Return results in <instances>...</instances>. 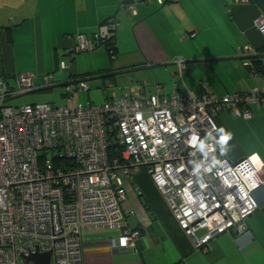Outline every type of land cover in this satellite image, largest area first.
I'll return each instance as SVG.
<instances>
[{"label":"built area","instance_id":"1","mask_svg":"<svg viewBox=\"0 0 264 264\" xmlns=\"http://www.w3.org/2000/svg\"><path fill=\"white\" fill-rule=\"evenodd\" d=\"M133 2L120 8L134 14ZM114 24L109 17L92 37L76 34L69 61L99 44L113 46ZM252 25L264 35L263 16L253 17ZM236 53L254 75L248 57L257 52L245 46ZM171 62L176 82L167 93L156 83L148 93L111 92L99 103L71 107L12 106L11 98L54 83L35 84L32 73L15 74L10 83L0 76V264H32L25 257L45 251L49 264H82V234L91 229L115 231L111 249H133L138 231L123 211V179L132 182L139 169L194 246L208 250L218 235L245 231L264 183L248 158L221 154L215 117L222 111L249 117V104L264 105V86L216 96L199 81V92L189 91L181 80L185 60ZM57 67L70 71L63 61ZM71 75L62 83L66 101L88 90L92 77Z\"/></svg>","mask_w":264,"mask_h":264},{"label":"crops","instance_id":"2","mask_svg":"<svg viewBox=\"0 0 264 264\" xmlns=\"http://www.w3.org/2000/svg\"><path fill=\"white\" fill-rule=\"evenodd\" d=\"M126 1L0 0V30L6 42L4 29L10 28L7 43L13 72L7 81H13L15 72L33 70L51 72L52 79L57 57L70 58L66 52L75 43L74 36L92 37L98 26L112 17L113 55L99 44L77 56L81 69L77 70L76 54L68 60V74L92 75L89 80L107 82L103 88L111 91L103 92V98L123 91L113 90L114 83L126 82L133 70L145 69L153 83L169 86V92L174 81L171 73L176 69L171 61L178 56L186 62L181 80L189 91L199 92V81L205 83V91L216 96L264 86V75H249L243 56L236 53V48L251 47L260 53L257 65L264 71V35L252 25L253 17H264V0H165L161 4L134 0V14L120 8ZM192 32L193 36H188ZM1 75L5 73L0 46ZM183 86L178 82V89ZM139 93L148 92L145 87L130 92ZM247 110V118L222 111L215 121L218 131L223 128L232 133L227 144L230 156L248 158L264 183V105L251 103ZM123 181L130 185L125 190L123 211L129 227L138 231L135 247L111 249L108 242L115 231L87 230L82 234V264H264L263 189L256 191L258 207L245 219V231L218 235L209 242L208 250H202L178 227L144 170L139 169L132 182Z\"/></svg>","mask_w":264,"mask_h":264},{"label":"rangeland","instance_id":"3","mask_svg":"<svg viewBox=\"0 0 264 264\" xmlns=\"http://www.w3.org/2000/svg\"><path fill=\"white\" fill-rule=\"evenodd\" d=\"M83 54V52H80L78 54L75 55V63H76V67L77 70H79V68L81 69V60L78 59L77 56ZM77 57V58H76ZM49 61L51 62V58L49 57ZM58 61H63L64 63H69L68 62V57L67 56H61L59 55L57 57ZM52 63V62H51ZM80 64V65H79ZM79 67V68H78ZM54 74H52L53 78L52 79H47V81H43L42 76H48L51 72H41V71H37V70H33V72H31L32 74H34L35 78H34V82L35 84L44 86L48 81H57L60 82L62 80L67 79L68 76V71L67 70H61V69H56L52 71ZM133 74L132 77L129 78L128 80H126V82L124 83H119L116 82L114 83V89H121L127 93L130 92H134L136 91V87H139V83H144V87L145 90L147 92L152 91L154 85L156 83H153L154 80L153 78H148L149 76L147 75L148 73L144 70H133ZM30 73V72H29ZM15 74H17L15 72ZM129 74V73H126ZM121 76H126V75H121ZM174 81H176L174 79ZM171 82V85H173V82ZM160 83V82H158ZM89 89L88 90H78V91H74L71 100L66 101V96L64 95L65 93V87L63 84H53L51 86H49V88L47 89H38L36 91H32V92H28V93H24L21 95H18L14 98H11L8 102L10 105L12 106H22L25 104H38V103H46L49 104L51 106H74L77 104L80 105H84L85 103L88 102H93V103H99L102 98L103 95L102 93L105 91H111V88H103V86H106L107 82L105 83H101L98 79H91L87 82ZM161 84V83H160ZM169 89V86L162 84V91L167 93ZM125 186V190H127V188L130 186L128 184V182L126 181L124 183ZM124 203V202H123ZM123 207V204H122Z\"/></svg>","mask_w":264,"mask_h":264},{"label":"water","instance_id":"4","mask_svg":"<svg viewBox=\"0 0 264 264\" xmlns=\"http://www.w3.org/2000/svg\"><path fill=\"white\" fill-rule=\"evenodd\" d=\"M0 46H1L3 62H4V73L5 75L8 76L11 75L13 72L11 47L5 41L3 32L1 30H0ZM29 261L32 264H49L50 253L49 251H45L25 257V262H29Z\"/></svg>","mask_w":264,"mask_h":264},{"label":"trees","instance_id":"5","mask_svg":"<svg viewBox=\"0 0 264 264\" xmlns=\"http://www.w3.org/2000/svg\"><path fill=\"white\" fill-rule=\"evenodd\" d=\"M4 34L6 35V39H7V42L9 43L10 42V28H5L4 29ZM110 45V43H108V42H106L105 44H104V46L106 47V49H107V51H108V49H110V48H112V54L111 55H113V53H114V48H113V46H111V47H108ZM259 54L260 53H258L257 52V54H255V55H253V56H249L248 57V59L250 60V63L252 64V66H253V68H254V71L255 72H261L260 74H264V71H260L259 70V67H258V65H257V62H258V56H259ZM86 74H80V75H78V74H74V75H71L72 77H75V76H79V77H83V76H85ZM1 76H3V77H8L7 75H1ZM64 83V82H63ZM47 88H49V86H46V87H44V88H42V89H47Z\"/></svg>","mask_w":264,"mask_h":264},{"label":"clouds","instance_id":"6","mask_svg":"<svg viewBox=\"0 0 264 264\" xmlns=\"http://www.w3.org/2000/svg\"><path fill=\"white\" fill-rule=\"evenodd\" d=\"M219 132H220V136H219V140L217 141V143L220 145L221 154L226 155L227 152L229 151L226 145L228 144V141L232 139V133L226 132L223 128H220ZM193 143L195 144V141H193ZM197 146L199 147L201 152L205 151L206 145L203 142L199 143Z\"/></svg>","mask_w":264,"mask_h":264}]
</instances>
